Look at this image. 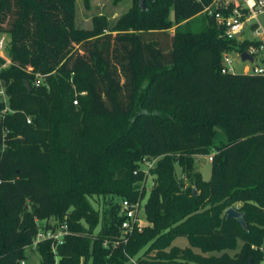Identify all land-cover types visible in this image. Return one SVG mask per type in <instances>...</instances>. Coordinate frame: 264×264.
Here are the masks:
<instances>
[{
	"label": "trees",
	"instance_id": "trees-1",
	"mask_svg": "<svg viewBox=\"0 0 264 264\" xmlns=\"http://www.w3.org/2000/svg\"><path fill=\"white\" fill-rule=\"evenodd\" d=\"M131 1L117 20L96 15L82 29L75 0H0V33L10 35V65L0 58V264H19L51 218L69 234L55 253L52 241L36 245L40 264H262L264 75L222 73L224 52L256 43L225 38L202 13L212 0H145L144 10ZM200 15V31L169 32ZM209 155L204 181L194 157ZM146 157L157 159L148 225L110 251L102 242L120 237L119 206L100 214L89 199L140 203ZM235 204L245 227L226 217Z\"/></svg>",
	"mask_w": 264,
	"mask_h": 264
},
{
	"label": "built area",
	"instance_id": "built-area-1",
	"mask_svg": "<svg viewBox=\"0 0 264 264\" xmlns=\"http://www.w3.org/2000/svg\"><path fill=\"white\" fill-rule=\"evenodd\" d=\"M231 4L233 7L229 9ZM202 13L213 17L216 25L223 29L225 38L240 42L247 40L256 43V45H250L246 51L253 57L254 61L252 63L248 61L242 62L243 69L241 72H236L233 68V60L231 58L233 53L224 52L222 54V73L264 75V29L259 24V17L264 14V0H212V3L205 7ZM247 32L250 33V36H247ZM9 42H6L4 37H0V58L4 61L3 67L10 65L8 57ZM237 55L240 59V54ZM36 79L34 84L38 86L42 77L36 74ZM0 96L6 105L5 110H7V97L2 88L0 89ZM73 105H77V100L73 102ZM27 123L30 124V118H27ZM208 158L211 162L212 155H209ZM141 202L130 203L127 200H120L118 203L119 216L122 218L120 237L118 241H112L111 244L107 240V243L103 245L104 248L110 245L113 249L117 245L126 244L131 234L135 231L141 232L146 227L147 223L142 217V214L144 216V211ZM62 228V232L58 235L54 234L52 227L47 229L38 228L32 246H36L40 242L52 241V252L55 253V246L62 244L64 237L69 234L65 224L62 225ZM261 250L264 253V248ZM130 263H134V260L130 259ZM262 264H264V257Z\"/></svg>",
	"mask_w": 264,
	"mask_h": 264
},
{
	"label": "rangeland",
	"instance_id": "rangeland-1",
	"mask_svg": "<svg viewBox=\"0 0 264 264\" xmlns=\"http://www.w3.org/2000/svg\"><path fill=\"white\" fill-rule=\"evenodd\" d=\"M132 1L131 0H122L117 1L115 0H90V8L86 9L84 7L82 0H75V24L78 28L87 29L91 27V19L93 16L96 15H103L106 18H108L111 21L117 20L120 16L125 14L129 11V9L132 7ZM169 19L173 20L172 13L170 12ZM205 22L204 15H200L193 19L188 25L185 23H182L178 26H173L169 32L173 33L175 29L180 28L182 30H191L194 32H198L203 28V24ZM259 24L264 29V14L259 17ZM247 36H250V33L247 32ZM0 37H4L5 41H10V35L7 33H0ZM231 58L233 60V68L236 72H241L243 69V63L239 59L237 54H232ZM218 142V140H216ZM211 156V155H210ZM156 158L153 157H146L139 163V170L146 176L144 187L146 190V195L144 199L142 200V204L146 202L149 190L153 187L154 184V177L151 174V170L156 165ZM195 162V170L200 172L202 178L204 181H208L210 179L211 175V166L208 156H196L194 157ZM175 175L178 179H180L182 182H184L186 185H188V181L185 178V176L182 174L181 169L175 165ZM143 185V183L141 184ZM112 199V200H111ZM111 201L113 205H118L120 202V199L118 198H101L96 197L93 199H89V203L92 206V208L96 211H98L100 214L102 211L106 208L105 204L107 202ZM234 209L237 210L239 207V204L234 205ZM142 217L143 214H142ZM49 227L53 228L54 234H60L62 232V225L58 221L54 219H50L48 221ZM38 228L42 229L45 228L46 224L44 221L37 223ZM148 224H146L147 226ZM99 230V227L96 229L95 233ZM104 243H107V240H104L102 242V247H104ZM173 246H177L179 248H184L188 246L187 241L184 238H177L173 243ZM241 246V243H238V249ZM106 248V247H105ZM106 249H109L112 251L111 246L109 245ZM237 249V250H238ZM195 252L199 253L198 250H194ZM230 255H233L234 252L229 251ZM215 255H218L217 253H214ZM25 258L19 262V264H40L41 258L40 255L37 252L36 246H30L25 249L24 252ZM210 254H204V256H208ZM134 260V259H133ZM57 261V258H56Z\"/></svg>",
	"mask_w": 264,
	"mask_h": 264
},
{
	"label": "water",
	"instance_id": "water-1",
	"mask_svg": "<svg viewBox=\"0 0 264 264\" xmlns=\"http://www.w3.org/2000/svg\"><path fill=\"white\" fill-rule=\"evenodd\" d=\"M144 1H145V0H139V5H140V7H141L143 10L145 9ZM240 59H241L242 62H246V61H248V62H251V63H252V62L254 61L253 57L250 56V55H249L248 53H246V52H243V53L240 54ZM26 87L30 90V87H29L28 84H26ZM193 193H194V195H196V191H195V190H193ZM226 217H227V219H236L237 222H238L242 227H245V223H244V221H243L242 215H241V213H239L236 209H234V208H229V209H227V210H226Z\"/></svg>",
	"mask_w": 264,
	"mask_h": 264
}]
</instances>
